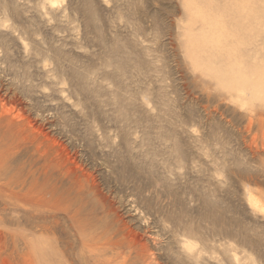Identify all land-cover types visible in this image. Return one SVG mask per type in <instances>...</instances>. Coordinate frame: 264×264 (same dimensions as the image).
I'll list each match as a JSON object with an SVG mask.
<instances>
[{
	"label": "rangeland",
	"instance_id": "obj_1",
	"mask_svg": "<svg viewBox=\"0 0 264 264\" xmlns=\"http://www.w3.org/2000/svg\"><path fill=\"white\" fill-rule=\"evenodd\" d=\"M186 1L0 0V264H264V0Z\"/></svg>",
	"mask_w": 264,
	"mask_h": 264
},
{
	"label": "bare ground",
	"instance_id": "obj_2",
	"mask_svg": "<svg viewBox=\"0 0 264 264\" xmlns=\"http://www.w3.org/2000/svg\"><path fill=\"white\" fill-rule=\"evenodd\" d=\"M185 1H186V0H185ZM189 1H190V0H188V3H186V4H187L186 6H188V7H187L188 10H189L190 12H192L191 14H193L194 16H196L197 14H198V15H204V14H206L210 20H213V19H214V15L218 13L217 10H216L217 13H216V11H215L214 14H213V13H212V14H209V12L207 13V12H205L204 10L202 11V9H201L202 7H201V6H203V5H201V6H200L201 8H200V7H198L199 5L196 4V2L199 1V0H197L196 2H194V0H193V2H192V1L189 2ZM203 1H204V0H202V2H203ZM206 1H207V2H206V5H207V3L210 2V0H209V1L206 0ZM186 2H187V1H186ZM211 2L214 3L212 0H211ZM212 3H209V4L213 5ZM199 4H200V2H199ZM209 4H208V5H209ZM197 5H198V6H197ZM208 5H207V6H208ZM211 5L208 6V7H211ZM237 7H238V6H237ZM203 9H204V8H203ZM235 9H237V8H235ZM210 10H211V9H210ZM212 10H213V9H212ZM217 15H218V14H217ZM191 34H192V32H191ZM191 34H190V35H191ZM192 35H193V34H192ZM192 35H191V36H192ZM192 37H193V36H192ZM187 38H188V37H187ZM193 38H194V37H193ZM191 39H192V38H191ZM191 42H193V41L191 40ZM202 42L205 44L204 46H203V44H202V46H203L204 48L207 47L206 44H208V41H206V40H204V41L201 40V43H202ZM195 43H196V42H195ZM197 43L200 44L199 42H197ZM197 43H196V44H197ZM190 44H191V46H193L192 43H190ZM196 44H194V47H193V48H192V47H189V48H192V49H190V50L192 51V52L190 51V52H191L190 54H191V55L193 54L194 57L199 61V64H200V61H201L202 63H203V61H202V57H201V56H198V54H197L198 51H197V50H199V52H201V51H203V50H207V49H206V48H205V49H202V47H201V49H200V47L198 48L199 45L197 44V45H198V46H197ZM208 45H209V44H208ZM189 46H190V45H189ZM195 46H196V47H195ZM208 47H209V46H208ZM195 48H197V49H195ZM212 49H213V48H212ZM196 51H197V53H196ZM212 51H213V50H212ZM193 52H194V53H193ZM205 52H206V51H203L204 54H205ZM195 53H196V54H195ZM203 53H202V54H203ZM200 54H201V53H199V55H200ZM204 54H203V55H204ZM194 57H192V58L195 59ZM203 57H204V56H203ZM197 63H198V62H197ZM195 64H196V63H195ZM203 64H204V63H203ZM204 66H206V65H204ZM206 69H208L207 66H206ZM262 70H263V71H261V72H263V73H261L259 69H258V72H257L258 74H260V76L262 75V77H260L261 80L259 79L261 82L264 81V69L262 68ZM217 73H218V72H217ZM255 74H256V72H255ZM258 74H256V75H258ZM256 75H255V76H256ZM258 76H259V75H258ZM231 78H232V77H231ZM258 78H259V77H258ZM240 79H241V78H240ZM246 80H247V79H246ZM259 80H258V83H257V84H259ZM224 81H226V79H225ZM234 81H235V80H234ZM242 81L244 82V79H243V78H242ZM229 82H230V81H229ZM232 82H233V81H232ZM239 82H241V81H239ZM254 82L256 83V80H255ZM261 82H260V86L258 87V88H260V89H258V90L260 91V93H261V92L264 93V89H263V87H261V86H262V83H261ZM255 83H254V84H255ZM238 84H239V83H238ZM232 85H233V83H232ZM234 85H235V83H234ZM236 85H237V84H236ZM255 86H256V84L254 85V87H255ZM256 89H257V87L254 88V90H256ZM8 104H9V103H8ZM12 104H13V103H12ZM13 109H14V108H13ZM20 112H21V115H20V116H21L22 118H24V117L26 116V115H25V112H23V111H21V110H20ZM4 113H5V112H4ZM5 114H6V113H5ZM13 115H14V114H13ZM10 116H11V115H10ZM20 116H19V117H20ZM5 117H6V115H5ZM16 117H18V116H16ZM16 117H15V118H16ZM11 118H12V116H11ZM16 119H17V118H16ZM24 119H25V118H24ZM26 119H27V121H29L28 118H26ZM96 249H97V247H96ZM98 251H99V250H98ZM83 253H84V252H83ZM92 254H93V253H92ZM82 256H83V255H82Z\"/></svg>",
	"mask_w": 264,
	"mask_h": 264
}]
</instances>
